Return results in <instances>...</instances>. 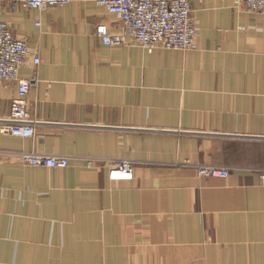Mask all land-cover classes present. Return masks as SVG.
<instances>
[{
    "label": "crops",
    "instance_id": "crops-1",
    "mask_svg": "<svg viewBox=\"0 0 264 264\" xmlns=\"http://www.w3.org/2000/svg\"><path fill=\"white\" fill-rule=\"evenodd\" d=\"M190 1L194 48L152 53L105 46L99 25L124 28L97 0L0 1V22L41 59L20 70L37 80L32 138L2 133L18 85L0 82V264H264V17ZM113 162L132 163L133 180L111 182Z\"/></svg>",
    "mask_w": 264,
    "mask_h": 264
},
{
    "label": "built area",
    "instance_id": "built-area-1",
    "mask_svg": "<svg viewBox=\"0 0 264 264\" xmlns=\"http://www.w3.org/2000/svg\"><path fill=\"white\" fill-rule=\"evenodd\" d=\"M19 4L27 10L44 12L56 6L69 5L73 0H0ZM251 13L264 17V0H238ZM97 3L117 16L123 24L121 34H111L108 27L101 24L96 34L105 46L121 47L129 42L152 53L155 50H182L194 48L198 34L192 17L190 0H97ZM29 44L18 39L7 22H0V82L17 83L18 96L12 100L8 126L2 130L21 138L34 136V121L29 112V95L37 84L35 79H22L20 70L29 65L38 66L41 59L38 53L30 61ZM20 161L31 167L43 166L52 170L69 167L70 159L65 156H52L35 152H21ZM186 166H191L187 163ZM198 175L202 178L226 179L228 169L197 165ZM134 178L133 164L113 162L110 165L111 182H129ZM264 179V176H262Z\"/></svg>",
    "mask_w": 264,
    "mask_h": 264
}]
</instances>
